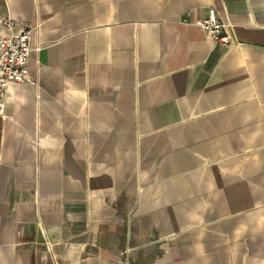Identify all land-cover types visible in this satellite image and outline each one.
<instances>
[{
  "label": "crops",
  "instance_id": "1",
  "mask_svg": "<svg viewBox=\"0 0 264 264\" xmlns=\"http://www.w3.org/2000/svg\"><path fill=\"white\" fill-rule=\"evenodd\" d=\"M22 30L0 264H264V0H0Z\"/></svg>",
  "mask_w": 264,
  "mask_h": 264
},
{
  "label": "built area",
  "instance_id": "2",
  "mask_svg": "<svg viewBox=\"0 0 264 264\" xmlns=\"http://www.w3.org/2000/svg\"><path fill=\"white\" fill-rule=\"evenodd\" d=\"M197 25L202 27L213 40L226 44L229 39L223 35L225 24L217 18L213 7L208 8L207 17ZM30 33L22 30L17 34H0V115L4 112V95L10 83L27 81L30 54Z\"/></svg>",
  "mask_w": 264,
  "mask_h": 264
}]
</instances>
